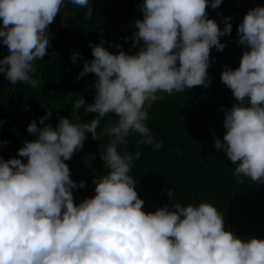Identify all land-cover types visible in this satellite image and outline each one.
<instances>
[{
    "label": "clouds",
    "instance_id": "obj_1",
    "mask_svg": "<svg viewBox=\"0 0 264 264\" xmlns=\"http://www.w3.org/2000/svg\"><path fill=\"white\" fill-rule=\"evenodd\" d=\"M70 2L92 19V0ZM221 2L142 0V18L124 37L131 40L128 51L121 43L105 47L103 38L89 43L91 59L77 79L95 75L93 102L76 95L69 101L71 119L61 116L54 126L45 123L53 115L46 108L26 126L32 138L14 156L0 158V264H264V238L234 234L211 202L182 203L168 189L170 204L145 211L130 174L141 152L118 150L132 134L138 145L161 149L163 141L148 126L150 106L163 98L158 94L208 87L207 70L215 62L210 50L222 51L220 38L232 32L231 16H221L220 27L207 15L206 8ZM63 5L0 0V43L9 52L0 59V73L12 85L40 86L34 61L48 55V26ZM236 37L238 67L225 65L220 73L235 103L223 109L224 134L213 144L234 165L237 182L264 183V5L249 8ZM79 56L73 53L71 63ZM81 110L95 117L82 121ZM89 134L96 141L108 137L99 153L106 171L93 179L94 195L74 203L73 190L86 184L70 178L66 161Z\"/></svg>",
    "mask_w": 264,
    "mask_h": 264
},
{
    "label": "trees",
    "instance_id": "obj_2",
    "mask_svg": "<svg viewBox=\"0 0 264 264\" xmlns=\"http://www.w3.org/2000/svg\"><path fill=\"white\" fill-rule=\"evenodd\" d=\"M141 4L142 0H92L91 20L84 19L80 8L65 20V27L57 31L48 55L36 61L34 76L41 81L40 86L34 89L17 83L0 93V158L14 156L23 140L32 138L26 126L32 120L38 121L46 108L53 109V115L45 123L54 126L61 116L71 119L69 101L76 95L83 96L85 104L93 102L95 75L87 73L77 79L83 61L91 59L89 43L95 45L103 38L105 47L109 42L121 43L128 51L131 40L125 43L124 37H130L134 21L142 18ZM256 5H264V0H222L216 9L206 8L208 17L216 19L218 24L221 16L232 17V32L220 38L224 49L210 50V59L214 57L215 62L207 70L208 87L194 86L184 93L158 94L163 98L150 106L148 121L156 138L163 141L158 151L138 145L136 134L128 137L126 145L119 146L118 150L141 152L140 158L133 161L130 174L136 179L135 188L144 200L145 211L170 204L167 190L173 189L182 203H213L223 212L225 226L241 238H264V183L247 178L237 182L234 165L213 144L215 137L222 139L224 134L223 109L235 103L231 90L222 84L220 73L225 65L238 67L242 46L236 44V27L249 8ZM125 26H130L129 32ZM75 52L80 56L72 64L70 56ZM79 114L85 122L95 117L94 113L84 114L82 110ZM109 117L114 119L115 115L110 113ZM5 140L7 144L3 143ZM107 143L108 137L101 136L96 141L89 134L82 149L66 161L70 178L86 184L84 189L73 190L74 203L94 195L93 179L106 171L99 153Z\"/></svg>",
    "mask_w": 264,
    "mask_h": 264
},
{
    "label": "water",
    "instance_id": "obj_3",
    "mask_svg": "<svg viewBox=\"0 0 264 264\" xmlns=\"http://www.w3.org/2000/svg\"><path fill=\"white\" fill-rule=\"evenodd\" d=\"M79 6L73 5L70 0H64V5L60 8L58 11L56 17L54 18L53 22L48 26L49 30V45L46 49V52L50 48L52 40L56 37L57 31L59 29H62L65 27V20L74 12L78 11ZM8 49L6 46H4L2 43H0V59H2L4 56L8 55ZM39 60V59H38ZM36 60V61H38ZM34 61V63H36ZM11 83H9L3 76L2 73H0V93H3L4 91L8 90L9 88L13 87Z\"/></svg>",
    "mask_w": 264,
    "mask_h": 264
},
{
    "label": "rangeland",
    "instance_id": "obj_4",
    "mask_svg": "<svg viewBox=\"0 0 264 264\" xmlns=\"http://www.w3.org/2000/svg\"><path fill=\"white\" fill-rule=\"evenodd\" d=\"M125 29L127 30V32H129L130 31V26H125ZM124 50H126L125 48H124ZM114 119H116V117H114Z\"/></svg>",
    "mask_w": 264,
    "mask_h": 264
}]
</instances>
